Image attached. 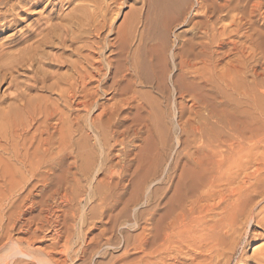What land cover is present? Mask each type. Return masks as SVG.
Wrapping results in <instances>:
<instances>
[{
  "label": "bare ground",
  "instance_id": "6f19581e",
  "mask_svg": "<svg viewBox=\"0 0 264 264\" xmlns=\"http://www.w3.org/2000/svg\"><path fill=\"white\" fill-rule=\"evenodd\" d=\"M141 1L145 11L125 16L123 27L116 28L119 7L127 0H0V35L11 32L8 41L0 43V89L7 85L6 91L13 90L10 105H4L0 98V264H77L75 259L84 257L91 246L95 247L96 252L90 248L94 257L98 256L101 240L107 250H122L117 264L121 260L130 264L126 261L132 258L127 259L131 246L143 255L135 264H232L239 250L242 252L236 264H264V96H256L257 84L249 80L252 68L246 56H251L249 52L256 44L254 34H250L254 24L248 20L247 33L238 20L232 23L234 29L221 26L226 16L213 15L223 11L216 7L221 2L215 4L218 9L214 12L210 10L217 0L210 1L211 7L208 0L207 4L197 0V7L188 3L194 9L189 18L180 0ZM112 5L119 6L118 11H113ZM133 10L130 13L134 14ZM198 18L203 19L193 27L192 37L183 42L181 50H171L168 56L164 43L167 35L160 47L149 45L148 50L146 32L137 30L142 21L148 27L150 24L153 32L163 27L167 34L174 24ZM199 37L206 42H195ZM34 92L43 96L29 98ZM111 94L114 103H103ZM164 105L177 109L175 115L165 117L177 124L193 109L205 110L217 130L205 135L200 125L190 127L200 137L193 140L199 147L181 161L185 171L177 186V166L169 162L181 159L175 152L158 157L156 169L151 168L154 171L145 174L140 169L142 179L153 177L154 186L152 181L150 184L155 199L150 194L144 198L146 204L157 200L154 213L129 216L125 207L117 215L111 214L117 208L111 204L114 187L118 189L127 175L126 167L110 164L118 144L116 137L129 133L118 131L117 125L130 117L123 114L125 110H132L135 122L144 124L149 141H157L165 120L160 119L159 110ZM242 117L253 120L244 122ZM180 130L185 133L186 129ZM100 174L102 181L97 180ZM55 184L65 187H61L62 194L56 193L61 196L57 200L61 207H72H57L63 215L51 209L47 212L48 206L35 201V189L41 188V195H46L45 190ZM141 185L140 192L145 189ZM101 186L108 191L104 193ZM81 192L88 201H101L102 213L107 215L99 235L94 233L97 236L89 241L88 236L98 226L89 222L85 209L78 213L73 210L80 199L74 196L82 197ZM126 194L121 193L116 204L122 203ZM37 206L42 208V215L28 220L34 227L33 231L26 227L27 235L31 234L29 241L14 239L16 222ZM45 228L54 233L49 235L52 244L46 251L35 243ZM131 232L137 235L131 236ZM255 242L262 244L247 258L245 251ZM87 256L92 259L93 254Z\"/></svg>",
  "mask_w": 264,
  "mask_h": 264
},
{
  "label": "rangeland",
  "instance_id": "374dc122",
  "mask_svg": "<svg viewBox=\"0 0 264 264\" xmlns=\"http://www.w3.org/2000/svg\"><path fill=\"white\" fill-rule=\"evenodd\" d=\"M185 1V2H184ZM197 0H190V2H188V0L186 1V0H180V2H182L181 4H183L184 5V9L183 10H185V12H186V17H192L193 15H194V9H192L191 7L194 5L195 7H197V2H196ZM207 1V0H206ZM205 1V4H207L208 3V1H209V3L207 4V6H213V4H214V6L213 7H209L210 8V10H211V12H214V10L215 9H218V8H216V7H219L220 6V9L221 10H223L222 12H219L218 14H213V15H216L215 16V18H217V16L218 15H225L226 16V19L224 20V25L223 24H221V26H225L226 27V25H228L229 27L231 26V28H232V26H233V24L232 23H234L235 24V22L237 21V23H240V21H241V25L243 26V28H244V33H247V32H250V30H247V32H246V30H245V28H247V29H250L249 27L250 26H248L249 24H248V20H251L252 22H253V24H254V30L252 29L251 30V32H250V34L252 33V34H254L253 35V43L255 44V46H253V48H252V50H250V51H252V52H249L250 54H251V56L247 53V55L246 56H248L249 58V62L251 63V65H250V68H252L250 71L252 72V75H249V80L250 81H252L253 83L255 82L256 84H257V86L255 87V92H256V96H258L259 94H261V95H259L258 97L259 98H263V96H264V94H263V91H264V83H262L263 81H264V76H263V71H264V0H246L245 2H244V0L242 1V0H238V2H237V0H236V2H234L235 0H222V1H220V0H217V1H213L212 3L213 4H210L211 2V0H208L207 2ZM227 1V2H226ZM129 2V3H128ZM187 2V3H186ZM192 2V3H191ZM219 2H221V3H219ZM225 2V3H224ZM228 2H229V4H228ZM243 2L245 3V4H243ZM188 3H189V5L191 6V7H189V5H188ZM191 3V4H190ZM194 3V4H193ZM218 4V6H216L215 4ZM234 3H236V4H234ZM240 3V5H238ZM248 3V4H247ZM210 4V5H209ZM226 4V5H225ZM234 4V5H233ZM188 5V6H187ZM222 5V6H221ZM143 5H142V1L141 0H127V3L123 6V7H119L120 8V14H119V16L118 17H116V20H115V22H114V24H115V27L117 28H120V26L121 27H123V25H124V23H125V20H126V17L125 16H131V17H133L134 15H139V14H141L142 13V11L144 12L145 11V8H144V6L142 7ZM216 6V7H215ZM232 6H233V8H232ZM236 6L238 7L237 9H234V8H236ZM114 7V8H113ZM118 7L116 6L115 7V5H112V9H113V11H118ZM186 7V8H185ZM224 7V8H223ZM227 7V8H226ZM122 8V9H121ZM144 8V9H143ZM191 8V9H190ZM213 8V9H212ZM228 8H230L229 10H228ZM42 9V8H41ZM114 9H117V10H114ZM132 9H136V10H133V12H134V14H132V13H130L131 11H132ZM141 9V10H140ZM224 9H226V10H224ZM233 9V10H232ZM228 10V11H227ZM136 12V13H135ZM190 14H189V13ZM200 12H203V11H200ZM232 12V13H231ZM228 13V14H227ZM251 13V14H250ZM129 14V15H128ZM191 15V16H190ZM222 15V16H223ZM230 15H232V17L230 16ZM228 16H229V19H227L228 18ZM234 17V18H233ZM236 17V18H235ZM238 18H240V20L238 19ZM246 20H245V19ZM199 19V20H198ZM198 19H196L197 21H192V22H190V23H187V24H178V23H176V24H174V26H172V29L170 30V32L169 33H167V34H164L165 32H163L164 31V28L162 27H160L158 30H156V32H155V34H154V32H153V28H152V26L150 25V24H148L150 27H148L147 26V23H146V25L142 22V21H140L139 23H138V25H137V30L139 31V32H142V30L143 31H145L146 33H145V37H146V34H147V37L145 38V43L147 44L146 46H147V48H148V46L149 45H151V46H149V48H151L152 47V45H153V48L154 47H160L161 46V44L163 43V41H164V36L166 37V35H167V37L169 38H165V41H164V43H165V45L167 46V53H166V55L167 54H169L170 53V51L171 50H175L176 52H178L179 50H181L182 48H183V46H184V44H183V42L184 41H187L188 40V38L190 39L191 37H192V34H194V28H196V23H198V22H200V21H202V19L203 18H198ZM231 19V20H230ZM242 19V20H241ZM236 20V21H235ZM244 24H243V23ZM246 22V23H245ZM30 23V22H29ZM232 24V25H231ZM247 24V26L248 27H246L245 25ZM26 25V24H25ZM186 25V26H185ZM192 25V26H191ZM139 26H140V28H139ZM142 26V27H141ZM145 26V27H144ZM176 26V27H175ZM227 26V27H228ZM245 26V27H244ZM192 27V28H191ZM194 27V28H193ZM228 27V28H229ZM143 28V29H142ZM145 28H146V30H145ZM231 28H229L230 30H231ZM161 29H162V32H163V34L162 33H160L161 32ZM187 29V30H186ZM232 29H234V27L232 28ZM150 30V31H149ZM190 30V31H189ZM191 30H193V31H191ZM149 31V33H147ZM157 31H160L159 33L157 32ZM242 31V32H243ZM184 34H183V33ZM158 33V34H157ZM182 33V34H181ZM191 33V34H190ZM150 34V35H149ZM151 35H154L156 38H154L153 36H152V38H154L153 40H152V38L150 37ZM181 35V36H180ZM185 35H186V37H185ZM189 35V36H188ZM11 36V32H4V33H1V35H0V43H4V42H6V41H8V38ZM158 36V37H157ZM179 36V37H178ZM199 36H201V35H199ZM116 36H114L113 38H115ZM178 38V40H176L177 38ZM255 37V38H254ZM149 38V39H148ZM159 38V39H158ZM163 38V39H162ZM181 38H183L184 40H182ZM200 38V39H199ZM198 38V40H196L195 42H197L198 43V41H200V42H206V40H202V38L201 37H199ZM160 41V43H158V40ZM166 39H167V42H166ZM186 39V40H185ZM147 40H149L148 41V43H147ZM163 40V41H162ZM175 40V41H174ZM182 43H181V42ZM154 42V43H153ZM150 43H152V44H150ZM173 43V44H172ZM180 43V44H179ZM242 43V42H241ZM157 44V45H156ZM169 44H171V45H169ZM176 45V46H175ZM156 47V48H157ZM170 47H172V48H170ZM257 47V48H256ZM149 48H148V50H149ZM246 48H248L247 46H246ZM177 49V50H176ZM179 49V50H178ZM253 49H255V50H253ZM151 54H148L147 56H150ZM156 55V54H155ZM170 55V54H169ZM156 56H158V54L156 55ZM168 56V55H167ZM256 56V57H255ZM228 61V60H227ZM251 61H253V62H251ZM257 68V69H256ZM254 70V71H253ZM263 70V71H262ZM255 73H257V76H255V75H253V74H255ZM260 75V76H259ZM263 80V81H262ZM259 82H261V83H259ZM260 84V86H259V84ZM260 87V88H259ZM6 88H7V85L5 86V87H3V88H1L0 89V98H1V101L2 102H4V105H10V103L12 102L11 101V98L13 97V90L12 91H6ZM262 88H263V90H262ZM147 88H145V90L144 91H147L146 90ZM260 90V91H259ZM259 92V93H258ZM39 96H43L42 94H37V93H31L30 95H29V98H31V99H34V98H37V97H39ZM112 94L111 95H109V96H105V99L107 100V99H109V101L108 102H106V100L104 99V100H102V102L103 103H107V105H112L113 103H114V101L113 100H111V98H112ZM257 97V98H258ZM263 100V99H262ZM164 107V108H163ZM163 107H161L160 108V110L159 111H161L160 113L162 114L161 115V117H160V119L161 118H163V119H165L164 120V123H162L161 124V126H162V128H161V133H162V135H160V136H158L156 139H157V141H155V140H153L152 139V142L151 141H149V139L151 138V137H149L148 138V135L149 134H147L146 133V129L144 128L145 126H144V124H143V126L142 125H139V124H137L135 121H136V118L134 119V117H133V111L132 110H125V112L123 113V114H127L128 113V115L130 116H128L129 118H128V120H125V121H123V125H117V130L118 131H121V132H123V130H128L129 131V133H127L126 134V137H116V139L118 140V144L114 147L115 149H114V152H113V161L110 163L112 166H115V167H117V168H119L120 166H124V167H126V171H127V175H126V179H125V181H123L122 183L124 184H122L121 183V186L119 187V188H121V189H117V188H115L114 187V189H115V192H113V193H115V196H113L114 198H112V206L115 204V206H117V208L119 209V211L117 212V208L111 213V214H114L115 215V213H116V215L123 209V208H125L126 207V209H127V211H126V213L129 215V216H133V215H135V214H137V213H144L145 215H149V214H152V213H154V211H156V209H157V200H152L153 201V204H152V202L151 203H149V204H146V201H145V196H149V194L150 195H152V198L153 199H155V196H156V194H154V192L152 193V191L154 190L153 188V184H154V182H153V177H151L150 178V176H148V177H146V178H148V179H142L141 177H140V174H139V172L141 173V171H143V170H140V169H144L145 171V174L149 171V170H151V168L152 169H156V167H157V164H158V159L160 158H162L163 156H167L169 153H176V154H178V155H180V158L181 159H176V160H174V161H169L170 163H173V164H175L177 167H176V169L177 170H175V177H177V178H175V186H177L176 185V183H178L179 182V180H180V175L183 173V171H185V169L183 168L182 169V166L184 165V163H183V165H182V163H181V161L183 160H185V159H183V158H185L186 157V155L185 154H190V153H193L196 149H197V147H199V144L197 145V141L195 142V141H193L195 138H200L198 135H196L193 131H192V126L194 125V126H199L200 128H201V130H203V133L205 134H207V133H209L210 131L209 130H211V129H214V131H216L217 130V125H215L214 124V121L213 120H210L209 119V116H207V115H209L205 110L203 111L202 109H200V108H198V109H193V111L194 112H190V113H188V115H190L191 117H193V118H191L190 116L189 117H187V115L185 116V118L184 119H187V121L186 120H182V121H180L179 122V124H177L178 122L176 121V120H173V121H171V120H168V119H166L170 114H174L175 115V113H177L178 111H177V109H175L173 106H172V109L173 110H171V105H168V107L166 106V105H164ZM167 108V109H166ZM162 109H164V110H162ZM168 109H169V111H168ZM202 110V111H201ZM165 111V112H164ZM169 113H168V112ZM195 111H196V113L197 112H201L202 113V115L201 116H199V115H196V113H195ZM167 114V115H165V114ZM194 113V114H193ZM96 115V114H95ZM165 115V116H164ZM195 115V116H194ZM166 117V118H165ZM187 117V118H186ZM123 118H125L124 117V115L120 118L121 120H124ZM198 118V119H197ZM243 119H244V122H248L247 120H249L250 122L253 120L252 118H248V117H242ZM242 118H241V120H242ZM253 118H255V117H253ZM190 119V120H189ZM192 119V120H191ZM205 119V120H204ZM203 120V121H202ZM240 120V122H243V120L241 121ZM103 121H105V119L103 120ZM189 121V122H188ZM192 121V122H191ZM213 121V122H212ZM120 122V121H119ZM176 122V123H175ZM184 122V123H183ZM187 122V123H186ZM50 123H52V124H55L54 123V121H52V122H50ZM207 123H208V125H207ZM51 124V125H52ZM180 124H183V127L182 126H180ZM213 124V125H212ZM52 126H56V124L55 125H52ZM115 126H116V123H115ZM207 126H208V128H207ZM210 126V127H209ZM169 127V128H168ZM172 127V128H171ZM188 129H187V128ZM191 127V128H190ZM205 127V128H204ZM170 129V130H169ZM172 129V130H171ZM180 129H186L185 130V133H184V131L182 132ZM190 129V130H189ZM53 131V130H52ZM206 131V132H205ZM177 132V133H176ZM176 133V134H175ZM210 133H214L213 131H211ZM166 134H168V135H166ZM183 134V135H182ZM192 134V135H191ZM205 134V135H206ZM179 135V136H178ZM184 135H185V137H184ZM150 136V135H149ZM162 136V138H160ZM182 136V137H181ZM160 138V139H159ZM172 139V141H170L171 139ZM184 138V139H183ZM191 138V139H190ZM116 139L114 140V141H116ZM184 141H183V140ZM151 140V139H150ZM163 140V141H162ZM178 140H179V142L180 143H178ZM113 141V142H114ZM171 143H170V142ZM150 142L152 143V144H150ZM157 142H158V144H157ZM176 142V143H175ZM181 142H183V143H181ZM191 142V143H190ZM115 143V142H114ZM150 144V145H149ZM166 144V145H165ZM171 144V147L169 146ZM176 144V145H175ZM181 144V145H180ZM183 144V145H182ZM185 144V145H184ZM168 145V146H167ZM172 145H173V147L175 148H173L172 147ZM178 145V146H177ZM197 145V146H196ZM168 147H170L169 149H167ZM196 148V149H195ZM166 149V150H165ZM97 150L99 151V148H97ZM169 150V151H168ZM172 150V151H171ZM183 150V151H182ZM162 151V152H161ZM183 153H182V152ZM164 152V153H163ZM168 152V153H167ZM160 153V154H159ZM166 153V154H165ZM116 155L117 156H120V158H118V157H116ZM157 157V158H156ZM159 157V158H158ZM156 158V159H155ZM155 160H156V162H155ZM182 161V162H183ZM168 162V164H170ZM155 163H156V165H155ZM181 163V164H180ZM178 164V165H177ZM180 168H179V167ZM145 167V168H144ZM149 167V168H148ZM155 167V168H154ZM187 170V169H186ZM151 171H154V170H151ZM74 172V171H73ZM144 172H142V174L144 173ZM138 174H139V177L140 178H138L137 176H138ZM141 174V175H142ZM102 178H104V176L102 175V174H100V175H98V177H97V180H99V181H102ZM136 178H138L137 180H136ZM78 179H80V177L78 176ZM150 179V180H149ZM177 179H179V180H177ZM143 180H146L145 182L143 181ZM141 181H143V183H142V185H141ZM153 183H152V182ZM149 182V183H148ZM144 183H148L147 185H145ZM150 183H152V185L150 184ZM136 184V185H135ZM82 186H87L86 184H81ZM140 185L143 187L144 185V187H145V189H144V187H143V189L144 190H142V192L143 191H145V193L143 192H140L139 190H138V188L140 187ZM123 186V187H122ZM125 186V187H124ZM128 186V187H127ZM146 186H147V188H146ZM151 186H152V188H151ZM64 187V186H59L58 184H55V185H53L51 188H49V190H45V194L47 195H44V192L42 193V195H41V191H42V189L41 188H38V190L37 189H35L36 190V192H35V195L36 194H38V197L37 198H35V201H37L38 203H40L41 204V202H43V206H44V208H46L47 206V208H46V211L47 212H50V209L52 210V212H54L55 211V213L57 212V207H59V208H61L62 210L63 209H65V210H68V209H71L72 207L71 206H67V208H66V206H62L61 207V203L59 202L60 201V199L59 198H61V196H59L58 194H56L57 192H60L61 194L64 192V190L63 189H65V187L62 189V188ZM113 189V190H114ZM117 189V190H116ZM123 189H126L125 190V192H123ZM147 189H149V192L147 191ZM151 189V190H150ZM63 190V191H62ZM101 190H104V193H106L105 192V190H106V187H104V186H101ZM121 190V191H120ZM137 190L139 191V194L137 193ZM80 192V191H79ZM121 193H127L126 194V196L124 195V199H123V201L125 200V198H126V200H125V205H124V203H123V201H122V203H119V204H116L117 202H118V198H119V196L121 195ZM148 193V194H147ZM51 194L53 195V197L51 196ZM81 194L83 195L82 197L79 195V194H77V195H75L74 197H76L75 199L77 200V197L78 198H82L81 200L80 199H78L77 200V203L73 206V210L75 209V211H76V213H78V212H80V210L81 209H85V211H88L87 213L89 214V218H90V220L91 221H89L90 223H95V224H97V226H98V230L97 231H95V232H93V234H91L90 236H88L89 238H88V241H89V239H91V238H93V237H95V236H97V235H94V233H96V234H98L99 235V232L101 231V230H99V226H101V223L103 222V223H105L107 220H106V218H107V215L106 214H103L102 213V209H104V205H102L103 203L101 202V201H97V199H95L94 198V200H92V201H88V198L87 197H84L85 196V194L83 193V192H81ZM118 194V195H117ZM141 194V195H140ZM142 194H143V196H142ZM173 194V193H172ZM40 195H41V197H40ZM43 195H44V200L42 199V197H43ZM100 195H103V193L102 194H99V196ZM131 195H133V196H131ZM51 197V199H49L50 197ZM117 196V197H116ZM137 196H139V198L138 199H136V198H134V197H137ZM127 197L129 198V200L127 199ZM145 197V198H144ZM52 198H53V200L55 199V201H57V200H59V201H57V202H55V201H53L52 200ZM85 198H87V199H85ZM83 199H85V200H83ZM134 199V200H133ZM144 199V200H143ZM52 200V201H51ZM133 200V201H132ZM139 202H138V201ZM141 200V201H140ZM41 201V202H40ZM47 201V202H46ZM85 201H87V202H85ZM110 201V202H111ZM134 201H136V202H134ZM143 201V202H142ZM55 202V203H54ZM84 202H85V204H84ZM135 204H134V203ZM156 202V203H155ZM53 203V204H52ZM57 203V204H56ZM81 204V206H80V204ZM94 203V204H93ZM132 203H133V205H132ZM143 203V204H142ZM155 203V204H154ZM46 204V205H45ZM55 204V205H54ZM60 204V205H59ZM89 204V205H88ZM50 205V206H49ZM59 205V206H58ZM119 205V206H118ZM123 205V206H122ZM46 206V207H45ZM120 206H121V208H120ZM49 207H51V208H49ZM55 207V208H54ZM85 207H87L88 208V210H87V208H85ZM37 209H35V211H33V212H30L29 214H26V217L23 219H20L19 221H17L16 222V227L18 228V229H15V231H14V233L12 234V236H13V238L14 239H19V240H22V241H25L24 239H27L28 238V240L26 241V242H28L29 241V238L31 237V234H30V237H29V235H27L28 233H30V232H26V229L27 230H29V231H33L34 230V227H31L29 224V222H31V220L32 219H34L35 217H39V213H41V210H42V208H40L39 206H37L36 207ZM54 208V209H53ZM80 208V209H79ZM90 208V209H89ZM145 208V209H144ZM60 209V210H61ZM147 209V210H146ZM64 210V211H65ZM91 211V212H90ZM141 211V212H140ZM51 212V213H52ZM60 213V214H59ZM57 212L56 214H58V215H61L62 214V212ZM101 214H103V215H101ZM110 214V213H109ZM42 215V214H41ZM40 215V216H41ZM63 215V214H62ZM106 215V216H105ZM102 216V217H101ZM101 217V218H100ZM31 218V219H30ZM100 218V220H98ZM27 219V220H26ZM30 219V220H29ZM95 219V220H94ZM22 220H24L25 221V223H27V224H25L24 223V221H22ZM28 220H29V222H28ZM106 220V221H105ZM95 221V222H94ZM99 221H101V222H99ZM21 222H22V224H21ZM17 223H18V225H17ZM24 225V226H23ZM27 225H29L28 227H27ZM20 226H22V229L24 228V231H22L20 228ZM27 227V228H26ZM89 227V226H88ZM31 228L33 229V230H31ZM20 229V230H19ZM48 229L49 228H45V229H43V231L42 232H44V233H40L39 235H38V237L39 238H41V239H39L38 237L36 238V241H35V243H37L38 244V246H37V244H36V247H39L41 250L42 249H44L45 251H46V249H48L49 248V246L52 244V242L50 241L52 238L50 237L51 235H53L54 233H53V231L51 230V229H49V232H48ZM22 231V232H21ZM46 231V232H45ZM99 231V232H98ZM136 232H139V231H136ZM136 232H131L130 233V235L131 236H136L137 234H134V233H136ZM51 233V234H50ZM44 235V236H43ZM50 235V236H49ZM42 236V237H41ZM48 238H47V237ZM93 236V237H92ZM43 237H44V239H43ZM51 239H50V238ZM46 239V240H45ZM38 240H40L39 242H38ZM101 243H103L104 244V242H103V240H101ZM101 243L99 244H97V246H100L101 248L98 250V249H96V250H98L99 252H100V254H97L98 256H99V258H98V256H96V257H94V253L96 252L95 251V247H92V249H94V253L90 250V248L91 247H89L88 249H87V253H86V255L83 257V256H81L80 258L78 257V259L76 260L75 259V262L77 263V264H95V262L94 261H96L97 260V262H98V264H112L113 262V264H117L116 262H118L117 261V258H118V256H121V252H122V250H119V249H112V250H107V249H105L106 247H104L105 246V244L102 246L101 245ZM62 244H64V242L62 241V243H61V245ZM259 244H262V243H259V242H255V243H252V245L245 251V255H247L246 257L247 258H250V257H252V253L254 252L253 250L256 248V247H259V246H261V245H259ZM35 246V245H34ZM33 246V247H34ZM77 246V248L79 247L80 248V245H76ZM75 246V247H76ZM35 247V248H36ZM46 247H48V248H46ZM104 247V248H103ZM46 248V249H45ZM77 248H75V249H77ZM104 249V250H103ZM89 250L91 251V252H89ZM100 250H102V251H100ZM115 250V251H114ZM130 250H135V251H137V249L134 247V246H131L130 248H129V257H127V259L128 258H131V260H133L134 258V260H136V258L138 259L139 257H140V255H141V257H143V255H142V253H141V251H137V252H135L134 253V251H130ZM104 252V253H103ZM110 252V253H109ZM114 252V253H113ZM120 252V253H119ZM242 252V250H239L238 251V255H236V257H234V260L232 261V264H236V263H238V256H240V253ZM106 253V254H105ZM131 253V254H130ZM137 253V254H136ZM140 253V254H139ZM88 254H93V256L91 257L92 259H90V255L89 256H87ZM104 256H103V255ZM112 254V255H111ZM108 255V256H107ZM118 255V256H117ZM101 256V257H100ZM134 256V257H133ZM109 257V258H108ZM141 257L138 259V261L141 259ZM238 257V258H237ZM82 258H83V260H82ZM85 260V261H84ZM100 260V261H99ZM103 262H102V261ZM106 260H108V261H106ZM130 259L129 260H127L126 262L127 263H129L130 262V264H135L136 262H137V260L135 261V262H133V261H131ZM122 261V260H121ZM119 261V263L118 264H122L123 262L125 263V261ZM94 262V263H93ZM180 263V262H178V261H175V263L174 264H177V263ZM138 263V262H137Z\"/></svg>",
  "mask_w": 264,
  "mask_h": 264
}]
</instances>
